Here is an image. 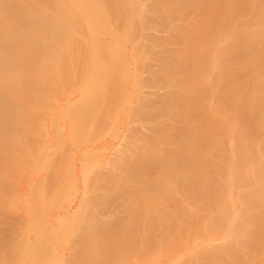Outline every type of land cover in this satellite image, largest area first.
Wrapping results in <instances>:
<instances>
[{
  "label": "rangeland",
  "instance_id": "1",
  "mask_svg": "<svg viewBox=\"0 0 264 264\" xmlns=\"http://www.w3.org/2000/svg\"><path fill=\"white\" fill-rule=\"evenodd\" d=\"M146 2L147 4H145V6H149V4L150 6H152V4L156 5L155 12L152 13L153 15L147 17L150 23V25L147 26L150 27L145 29L148 33L147 35L153 38V40L151 39L152 41H149L148 36H146L147 41L145 44L142 37H137L135 35L137 39H134L133 42H141L143 45L142 48H144L143 55L141 56L138 55L140 52L138 54H136V52V55L133 54V51H135L134 49L131 51L133 46L126 43V46H131V49H129L130 47L128 46L127 51H131L130 53L133 54V57H138V62H136L137 59L135 60V58H133V60L131 59L132 61L129 60L131 66L130 64L127 66L131 68H128L130 72L135 68H133L134 65L137 66L138 70L135 69L138 72L140 71V77L145 81H142V84L146 87L139 86L141 82L138 83L139 85L136 83L137 90H141L142 88L148 90V95L144 93L146 97L142 92L144 95L142 98L150 96L152 99H158L154 100L157 104L158 101L159 103L160 101L162 102L167 95L169 98H166V101L164 100L165 103L163 101V104L156 106V109H153V107L151 109L148 108L149 110L145 108V115L142 117L139 116V120L136 119L135 122L134 119L137 118V116L132 117L134 118L133 120H131V116H133L132 114L136 111L129 117L130 106L128 103H125H130V101H127L130 96H128L126 100V96L122 94L125 98L121 97L126 101L124 99L121 100L129 106V114L127 113L128 111L125 110L126 107L121 110V112L123 111V113L120 112L121 117L119 113V118H117L118 115L113 110H101V112L104 111L101 114L99 109L95 116L101 114L100 117L99 115L97 116L99 118L94 117L96 128L95 126H89V128L93 127V131H90L92 129L90 128L86 134H84V132L81 134L78 132L80 127L77 128V132H75L76 130H71L72 128L69 129L70 127L64 126L63 129L60 127L58 129L54 124L47 125L46 122L44 123L46 117L49 116L48 110L51 104L49 100H44L47 101V105H45V102V108L44 106L42 109L38 108L40 111H38V109L35 111H30L29 109L25 110V103L23 106L25 123H21L17 125V127L5 126L0 128V132L6 134L5 137L0 139V264H51L49 263L50 261H53L52 264H264V196L263 199L259 198L261 190L264 189V69H257V61L254 63L255 59L259 61V57H261L264 52V0H142L139 6L143 8V3ZM192 7H196L201 13H205V11L209 10L215 11L212 18H210V15L207 17L206 24L215 22L219 15L224 16L227 22H231L230 26L225 25L227 27V31L223 30L225 33L221 32V36L219 35V37H217V34L216 37L214 36L215 38L213 37V39L216 40V42L213 41L214 44L211 43L213 39L211 42H208L212 44V46L209 44L210 50L208 49V45L204 44L200 39L203 32H198L196 34V36H198L195 37L194 41L185 42L187 30L189 29L186 23V17ZM143 13H145L144 9ZM147 13L149 14V11ZM135 15L131 17L133 21H136L134 19H138V15L140 14ZM235 15H239V17ZM142 17L143 15L141 14L139 19ZM118 18L120 19V17ZM233 20H236V24H234L235 22H233ZM226 27L224 29H226ZM143 30L138 34L141 35ZM135 34H137V32ZM239 39L247 43L245 49H242L243 47L241 48L237 43ZM218 43L220 45H218ZM141 46L140 43L137 45L138 50ZM231 48H234V50L232 51ZM209 51L210 53H208ZM229 52H231L232 55H229L231 54ZM193 53H197L195 58ZM126 54L127 58L131 56L129 53ZM199 54L201 55L200 59H202L199 62H204L202 74L205 76L203 75L204 77H202V79L199 77L202 76V74L193 77L191 72L188 74L186 71L185 73L184 70L182 71L185 67L191 66L189 63L192 62V58H194V60L198 58L199 60ZM237 59L238 61L235 62ZM251 59H254L252 60L253 62H251ZM134 60L138 65L133 62ZM198 60H196V62ZM247 60L249 61L247 62ZM163 61L168 63L167 69L164 71L166 74L164 75L160 74V67L158 66L164 63ZM243 62L245 64H243ZM184 63L186 64L184 65ZM194 64L195 62H193L192 65L194 66ZM152 69V72H155L154 75L150 72ZM137 71L135 72L139 76L140 74H138ZM141 71L144 72L142 73ZM131 73L134 76L133 71ZM256 73L259 74L260 77H257ZM229 75H232V77ZM225 76L227 78H224ZM234 76H236V78H234ZM129 77L131 78L132 75ZM245 77H247V79ZM132 78H128L129 80L126 81L132 84L133 80H135V78ZM244 78V85L243 83L240 87L239 85L234 86L236 84L233 86L230 85L231 80L235 83V79H239L236 83L240 84V79L243 80ZM138 79L139 77L136 80L138 81ZM119 80L121 83L122 79ZM126 81H124L125 83L123 86H126ZM131 84H127L128 89H132L133 95H138L139 91L137 92L136 90V93L135 87L132 88L130 86ZM121 85L120 87H122ZM133 85H135V83ZM138 86L142 88H138ZM123 88L126 89L125 87ZM128 89H126V91ZM117 90H119L118 87ZM120 91L119 94L122 92ZM58 92L59 91H57V93ZM151 92H154V94ZM126 94H128V91ZM58 95L57 97L61 96V94L60 96ZM141 96L138 95L139 98ZM29 97L30 96L27 98ZM112 97L113 96H111V98ZM117 97L119 98V96ZM134 97L129 100L133 102ZM139 98H137V100L135 97L136 101H139ZM28 100L30 101L32 99H27L25 101ZM154 102L150 103L154 104ZM124 103L122 104L125 106ZM116 104L109 103L108 105L116 108ZM134 104L133 107L137 108L140 103L138 105L136 103L137 106ZM148 104L149 103H147V105ZM108 105H106V107ZM144 106H146V103ZM174 106L177 108L175 107L173 111H171L170 108ZM147 107H149V105ZM141 108L144 109L142 106ZM124 110L125 113L128 114H126L127 116L122 115L124 114ZM258 110L261 112H258ZM139 111L140 110H137V112ZM140 112L143 114V110ZM171 112L177 113L172 114ZM126 117H129L128 120ZM151 117L158 125L157 127L161 128L163 131L164 138L160 136L163 138L161 141L162 143H160L161 139H158L159 144L155 148L156 151L149 155L150 158H146L145 161H149L152 157L156 156H158L157 158L163 157L162 155L166 151L167 143L173 138V133L176 131L177 133L175 134L178 136L181 132L183 133L186 131L184 128L191 127V122L196 123L190 128L192 129L191 133L185 136L187 137L184 139L186 143H184L185 145L183 144L184 146L182 145L183 147L181 148L183 149L185 147L181 150L183 156L179 159H174L173 168L168 170L164 162L161 166L167 169L159 167L160 169L155 171V168V170H153L151 169L152 166H149V171H146L148 166L146 169L144 168L145 166L142 167L143 164L140 165L142 160L138 161L139 159H136V156L133 154L135 159L130 155L131 160L128 157L129 159L127 158V161L124 159L123 163L121 162L122 160H119L121 164L119 162L117 163L124 165L123 167L121 166V168L119 167L122 171L118 170L119 172L117 171L116 173L121 174V172H123L121 176L117 175V177L119 176L118 181L112 183V178L109 175L111 178L109 181L99 180L102 181L101 183L99 182L100 184H96V182H94L95 184H92V182L90 184L88 174H91L92 177V173H96L99 178L100 176H104V172H108L103 169L108 167L107 170H109V168L112 167V162L115 161L111 157L114 154L110 156L107 152H112L115 148L120 151L119 149L122 147L118 148L117 146L120 145L119 142L122 141L121 134L124 132L127 134L126 129H128L129 126L134 127L136 130L138 126L141 127L140 124H144V126H142L143 128L141 127L144 133H147V135L151 133L150 131L155 128V123H153V126L151 125L152 123L149 125L147 124L149 119L151 120ZM41 119H43L42 123L40 122ZM95 119H98L97 121L99 123H96L97 121ZM129 119L133 122L131 123ZM37 120L38 122H36ZM115 121L116 124L119 123V126L116 125L117 128L114 123ZM188 121L190 122V127H185ZM27 122L31 123L26 124ZM134 123H136V125H134ZM44 124L46 128H44ZM112 124H114L113 126L115 128H110ZM124 125L125 127H123ZM120 127H123L122 131ZM118 129L121 132L118 131ZM130 130L128 132H130ZM152 131L154 132V130ZM112 132L114 134L110 135ZM138 132L139 131H137V133ZM142 132L140 133L141 136H143ZM48 133L52 134V137L48 136ZM96 133L101 134V139H106L104 141L95 140L98 144L101 142L99 145H97L95 141L90 144L88 141L92 140L94 135L99 136ZM45 134L46 136H44ZM135 134L136 133L131 135L134 136ZM127 136L129 135L127 134ZM127 136H125L124 139L129 140V148H131L133 145H131L130 139L133 141V138ZM48 137H50V139ZM47 138L50 141H48ZM118 138L121 141H119ZM137 138H135L136 141H139L140 137ZM145 138H148V136H145ZM85 139H90L88 141L86 140V145L84 144ZM97 139H99V137ZM126 140L121 142V145L126 144ZM136 141H133L132 144L136 143ZM108 142L110 144H108ZM103 144L105 145V149L102 147ZM141 144L143 145L139 146L143 148L139 151H146L144 150L146 149L144 140L143 143L141 141ZM82 145L83 147L86 146L85 148H90V146L96 148V146L100 147L101 145L102 149L100 148L98 153L100 154L102 150H105V155L103 151L101 154L105 157L109 155L111 160L107 158L108 156L106 157L107 159L105 157L102 159V155L98 154L101 157L96 156L95 158L92 154L93 159L89 161L88 159L91 157L87 159L84 155L85 153L83 154L81 149ZM202 146L205 147L203 148ZM201 147L203 149H201ZM126 148L125 150L128 155H126L124 150L123 152L125 154L121 153L122 150L120 153L127 157L133 152L131 149L132 153H128L130 149ZM170 148L171 147H167V149ZM136 149L137 148H134V150ZM221 150L223 152L225 150L226 155L225 153L218 154L219 151L222 152ZM227 151L229 152L227 153ZM80 152L82 153L80 154ZM139 154L140 153H138L137 156H139ZM46 155L48 156L46 157ZM82 155H84L86 159L85 157L83 158L89 162L82 160ZM220 155H222V157H219ZM141 156L143 155L141 154ZM237 157L241 158V160L237 159ZM132 159L136 163L135 165L138 166V170L133 169L134 167L132 168L131 165L134 163ZM38 160H45L44 170H40L42 163H37ZM125 163L126 166H128L127 168ZM137 166L135 168H137ZM139 166L141 167L140 170ZM130 167L132 169H129ZM96 169L100 171L98 172ZM129 170L130 172H128ZM40 171H43L42 174ZM87 171H89V173ZM90 171L92 172L90 173ZM247 171H250L251 174L254 172V177H251L247 184L249 186L254 185L256 190L253 192L252 196L254 199L250 201L248 205L234 206L237 211L244 207H249L251 210L244 216L242 219L243 221L236 219L235 221L233 220L235 223L232 222L231 224L230 229H236V232L238 231L240 233L238 236L234 234V237L236 236L234 238V240L236 239V243L232 242V245H235L232 246L233 249L235 248L233 253L235 255L233 256L234 258H231L228 253L225 255L224 251H221V255L218 254L221 257L219 256L218 258L217 256V258L214 259L210 258V256H205L204 253L202 255V252L205 250L208 251V248L211 249L214 245L215 247L219 246L221 249H224L231 241V239L226 236L229 223L222 220L217 211L215 212V209L224 207V205H198L199 203L195 201L204 202L192 196H189L188 199H183V196L180 197L183 193L178 192V202L180 203L177 205V219L175 223L173 221L174 224L170 223L171 225L168 226L170 227V231L167 230L168 234L164 233L163 235L157 233L159 232L157 224L154 226V222L158 217L159 205H155L156 202L148 203L143 200L139 194L133 196V193H131L132 189L142 188L145 182H154L153 180H157L155 178L158 177L162 183L164 182V188L170 190L172 185H177L184 175L187 176V178L189 175V177L196 176V178L205 177L206 180L203 183L205 185L204 191L207 193L213 188V186H208L209 183L216 184L214 187L216 188L215 191L209 195V198L214 201L215 197L219 196L222 199V196L225 195V181H227L229 175L230 177L239 174L247 175ZM38 172L40 173L39 175L37 174ZM194 173L197 174L194 175ZM162 174H165V177ZM149 178H151V180ZM35 184L44 185V187H42L44 193L41 194L44 199L43 201H49L51 205H21L23 203L22 198L24 194L28 193ZM89 185L93 187L91 186L90 188ZM196 187L200 188V185ZM87 188L88 190L92 189L91 191L94 193L91 200L88 201L89 203L86 202L87 205H74L75 202L78 203L82 199L81 197L85 196L84 194ZM53 193L57 196L56 201H50V196ZM104 195L105 197H103ZM160 199V201H163L162 198ZM155 200L158 201L157 199ZM14 202L17 205H13ZM37 206H46L50 209L48 208L49 212L47 213H40V219L34 221L32 215L35 212H31V210H36ZM58 212H63L62 216L65 218H62L63 221L62 219L54 220L50 224L48 222L50 217L48 216L49 218H46V215L49 213L53 215L57 213V216L59 214ZM66 214L68 215L66 216ZM56 216L54 217L56 218ZM142 216H148L147 222H138L139 218ZM26 221H28L29 224ZM168 227L166 225V229H169ZM221 227L222 229H220ZM53 229L56 230L53 231ZM57 231L59 233H57ZM246 233L251 236L254 235L253 239H250ZM166 237L168 238L167 241ZM41 242L42 247L40 248L39 244ZM22 245L25 246L28 252L27 256H25L24 251L21 250ZM154 250L156 252H154ZM150 251H153V253ZM255 255L256 257H254Z\"/></svg>",
  "mask_w": 264,
  "mask_h": 264
},
{
  "label": "bare ground",
  "instance_id": "2",
  "mask_svg": "<svg viewBox=\"0 0 264 264\" xmlns=\"http://www.w3.org/2000/svg\"><path fill=\"white\" fill-rule=\"evenodd\" d=\"M141 1L142 0H0V128L5 127V126H13V127L16 126L17 127V125H19L21 123H25L24 122L25 118L23 116L24 104L26 103L25 104V106H26L25 110L29 109L30 111H35L38 108L42 109L43 106L45 108V105H47V101H44V100H49L51 103L49 106L50 108L48 110L49 116L46 117V120H44V123L46 122L47 125L54 124L58 129H59V127L61 129H63L64 126H66L68 128L70 127L69 129L72 128L71 130H74V131L76 130L75 132H77V128L80 127L78 129V132H80V134L82 132H84V134H86V132L88 133V130H90V128H92L90 131H93V127L95 126V128H96L94 117L99 118L100 115L106 110L110 109V110L115 111V113L118 115V117H117V115H116V117L119 118V113L125 107H126L125 110L128 111L127 113L129 114V106H130L129 117L131 116L132 113H134L136 111L134 114H132L133 116H131V120L134 119L132 117L137 116V118L134 119V121H135L136 119L139 120V116L142 117L143 115H145V113H146L145 108L151 109L153 107V109H154L156 106L163 104L162 102L164 100L166 101L167 100L166 98H169V97H167L168 95L163 100L161 99L162 98L161 97L160 99L162 100V102L160 101V103H159V101H158V104L155 103L156 101L154 102V100H158V99H155L154 97H153L154 99H152V97H150V96H147V98H142V97H144V95L146 93L148 95V90L142 88V87H146V86H143V84H142L145 81H143L144 80L143 78L141 79V77H140L141 74H140V71L139 72L137 71L138 70L137 66L132 65L133 68L135 67L137 69L136 70L134 68L135 70L134 69L132 70L134 73V76L131 73L132 71L130 72L128 69L130 67L127 66L128 64H130L129 60H131V59L133 60V58H135V60H136L138 58V57L137 58L133 57V54H135L136 52H137L136 54H138L140 52V54H138V55L139 56L143 55V52H144L143 49L144 48H142L143 47L142 43L138 42V41L133 42V40L137 39L136 38V36H137V37H142V39L144 40V41L143 40L142 41L144 43L147 41L146 36H148L147 35L148 33L146 32L145 29H148V27H150V26H147V25H150V23L148 21L149 18H147V17H150V15L152 16L153 15L152 13L155 12V8H156V5H153V4H152V6H150V4H149L150 7L148 5L145 6V4H147V2L143 3L145 8L144 7L142 8L141 6H139ZM143 9H144L145 13H143ZM148 11H149V14L147 13ZM150 12H151V14H150ZM214 13H215L214 10L213 11L209 10V11H205V13H201L198 11V9L196 7H192L188 12V16L186 17V23L188 24L189 29L187 30V34H186L187 38L185 39V42L186 41L187 42L194 41L195 37L198 36V35L196 36V34L198 32H201V33L203 32L200 39L204 44L208 45V49L210 50L211 48H209V44H211V43L214 44L213 41L216 42V40H214L213 37L214 36L216 37L217 34H218L217 37H219V35L221 36L222 35L221 32H223V30L227 31L226 26H230V23H231L230 21L227 22V20L224 19L225 18L224 16L219 15L218 19L215 22L206 24L207 17H209V15H210V18H212L214 16ZM135 14H140V15H138L139 16L138 19H136L137 16ZM141 14L143 15V17L141 19H139L141 17ZM144 14L145 15L148 14L149 16L148 15L145 16ZM134 15L136 16V18L134 17L135 18L134 20H136V21H133V18L131 19V17ZM235 16L239 17V15H235ZM118 17H120V19ZM132 21L135 23H133ZM235 21L236 20H233V22H235ZM234 24H236V22ZM201 25H203V26H201ZM225 27H226V29H224ZM137 28H138V30H137ZM135 30H136L137 34L143 30V32H142L143 35L138 34L139 35L138 36L137 34H135L136 33ZM223 33H225V32H223ZM228 36H230V35H228ZM126 39L129 43L126 41ZM151 39L153 40V38L148 36V40L152 41ZM211 40H212V42H211ZM208 42H211V43H208ZM126 43L131 44V46H133V48L131 50V51H133V49L135 50V51H133V54L130 53L131 51L130 52L127 51L128 46L130 47L129 49H131V46L130 45L126 46ZM136 43H137V45L139 43H140V46L142 45L139 50H138ZM237 43L239 44V46L241 48L243 47L242 49H245L247 47V46H245L247 43L243 42L242 39L241 40L239 39ZM135 45L137 48L135 47ZM218 45H220V44L218 43ZM211 46H212V44H211ZM141 50H142V52H141ZM231 50L233 51L234 48L233 49L231 48ZM126 53H129L132 56V58L129 55H128L129 57L127 58ZM208 53H210V51ZM229 53H231V52H229ZM193 54H194V58H195L197 56V53H193ZM207 55H209V54H207ZM229 55H232V53ZM200 56L201 55L199 54V60H198V58L195 60H194V58H192L191 59L192 62L190 61L191 63H189L191 65L190 66L191 68L185 67L184 69H182V71L184 70V73L186 71L188 74H189V72H191V75L193 77L202 74L203 73L202 70L204 69V64H203L204 62H199L200 60H202V59H200ZM135 60L133 62H135ZM196 60H198V61L196 62ZM252 60H254V59H251V62H253ZM237 61H238V59L235 62H237ZM248 61L249 60H247V62ZM259 61H258V59L257 60L255 59L254 63L255 62H256V64L258 63L257 69L263 70L264 69V52H263L262 56L259 57ZM127 62H129V63H127ZM136 62H138V59ZM136 62H135V64L138 65V63H136ZM193 62H195L194 66L192 65ZM185 64L186 63H184V65ZM243 64H245V63L243 62ZM167 65H168L167 62L161 63V65H158L160 68L159 67H157V68H159L160 71L159 70L158 71L160 72V74H163V75L166 74L164 71H165V69H167ZM130 66H131V64H130ZM258 66H260V67H258ZM138 68H139V66H138ZM186 68H188V69H186ZM154 70H156V69H154ZM221 70H223V69H221ZM135 71H137L138 74H140V75L138 76ZM152 71H153V69L150 72L153 73V75H154L155 72H152ZM255 72H257V71H255ZM130 74L133 77V78L131 77L132 79H134L135 77L138 76L139 77L138 81L136 80L138 77L135 78V80H133L132 84L129 81H126V80L131 79L129 77V76H131ZM203 75L204 74H202V76H199V77L202 79V77L205 76V75L204 76ZM230 77H232V75ZM257 77H260L259 74H257ZM148 78H150V77H148ZM224 78H227V77L225 76ZM234 78H236V76H234ZM245 78L247 79V77H245ZM245 78L243 80L240 79V82H239L240 84L236 83L239 81V79L238 80L235 79V83H233L234 81L232 82V80H231L230 85L233 86L234 84H236L234 86L239 85V87H240V85L243 82H245ZM119 79H122V80L124 79V80L123 81L121 80V83H120ZM140 79H141V81H140ZM221 79H222V77H221ZM217 80H218V78H217ZM124 81H126V83L128 85L131 84L130 86L132 88L135 87V92L137 90L136 86L139 85L138 84L139 82H141V84L139 86H142V87L138 86V88H142V89L137 90V92L139 91L138 92L139 96L143 95L144 93L145 94L143 96H141L140 98L138 97L137 94L133 95L132 89H130V88L128 89L127 84H126V86H123L125 83ZM150 82H152V81H150ZM222 82H223V80H222ZM118 83H120V84H118ZM134 83H135V85H133ZM136 83H137V85H136ZM244 84L245 83H243V85ZM115 85H116V87H115ZM120 85L122 87H120ZM117 87L119 90H117ZM123 87L128 89L127 90L128 94H126L127 91ZM121 89H123L126 92H124ZM210 90H211V88H210ZM57 91H59V92L57 93ZM119 91L121 92V94H119ZM115 92L118 94H116ZM142 92H143V94H142ZM130 93H131V95H130ZM151 93L154 94V92H151ZM60 94H61V96H60ZM122 94H124V96H126V100H127L128 96H130L129 99H132L136 95L135 97H136V99L139 98V101H136L135 97H134L133 102L128 99L127 101H130V103L125 102L126 104L127 103L129 104V106H127L121 100V99L125 98ZM57 95L60 97H57ZM28 96H30V97L27 98ZM111 96H113V97L111 98ZM117 96H119L120 99ZM121 96L124 98H122ZM145 97H146V95H145ZM149 97H150V99H149ZM27 99H32V100H30V101L28 100L29 102L25 101ZM115 99L117 100V102ZM140 99H142V100L144 99L145 101L143 100L144 101L143 102ZM148 99H149V101H148ZM109 100H111V101H109ZM135 101H136L137 105L140 103L139 106L136 105ZM165 101H164V103H165ZM45 102H46V104H45ZM121 102L124 103L125 106ZM150 102H154V104L150 103ZM107 103L108 104L109 103L110 104L111 103L112 104L117 103L115 105L116 108L110 107ZM145 103H146V106H144ZM147 103H149L148 104L149 107H147L148 106ZM103 104L105 105V107H106V105H108V106L105 108ZM120 104H122L124 107ZM133 104L135 106H137V108L133 107ZM119 105H120V107H119ZM140 105L144 109H142ZM121 106H122V108H121ZM132 107L134 110L132 109ZM175 107L176 106H174L173 108H170V110L173 111V109ZM39 109H38V111H40ZM99 109H100V111H99ZM141 109L143 110V114L140 112V111H142ZM101 110H104V111L101 112ZM125 110H124V114H122V115L127 116L128 114L125 113ZM137 110H140V111L137 112ZM98 111L101 113L100 115L97 114V116L99 115V117L95 116V114L98 113ZM258 112H261V111L258 110ZM121 113H123V111ZM121 113H120V117H121ZM137 113H138V115H137ZM171 113L174 114L177 112H171ZM45 116H44V118H45ZM129 117H126L127 120ZM35 119H36V117H35ZM43 119H41V121H40L41 123L43 122L42 121ZM92 120L94 123L92 122ZM95 120L97 121L98 119H95ZM33 121H32V123H33ZM129 121H130V119H129ZM149 121H150V123H149ZM149 121L147 122L148 125L152 123L151 125L153 126V123H155V126H154L155 128L152 129V130H154L155 133L152 130L150 131L151 133H148V135H147V133H144L143 129H141V127L144 126V124H140L141 127L138 126L139 128L136 126L137 127V128L135 127L136 130L132 126H129V128L127 127L129 130L132 128L131 129L132 131L130 130V132H128L129 130L126 129V132L129 136H131L133 138V141H136L135 138L140 137L139 141L137 140L138 143L136 141V143H133V144H132V142H133L132 139L129 138L131 140L130 141L131 145H133L131 148H129L130 147L129 140L124 139L125 136H127V134L125 132H124L125 135H124V133L121 134L122 137L120 135V137L122 138L121 139L122 141L119 140L120 137L117 136V137H119L118 140L121 142H124V140H126L125 141L126 144L121 145V142H119V144L121 146L120 145L117 146L118 148L122 147L124 149L120 148L119 149L120 151L116 150V148H115V146L117 145L116 144L114 146L115 149L113 148L114 150H112V152L111 151L107 152V153H109L110 156H112L114 154L111 158H113L115 162H112V167H110L109 170H107L108 167L103 169V170H106V172L108 171L107 173H105V172L103 173L104 176H100L98 178L96 173L95 174L92 173V177H91V174H88L90 184H91V182H92V184H95L94 182H96V184H100L102 181H99V180L109 181L111 178H112V183H115L116 181H118L119 176L117 177V175L121 176L123 173V172H121V174H119V173L116 174L118 170L122 171V169H120V168H121V166L123 167L124 165H120L121 162L123 163L124 159L126 160L128 157L130 158V155L133 156V154H134V156H136V159H139L138 161L142 160V162H140V165L143 164L142 167L145 166L144 168L146 169V167L148 166L146 171L149 169V166L150 167L152 166L153 168L151 167V169H153V170L156 169L155 171H157L158 169L163 167L161 165H163L164 162H165L164 163L165 167H167L168 170H171L170 168H173L172 166H174V159H179L183 156V152L181 150H183L185 147L183 149H181V148L185 145L184 143H186V141L184 139H186L187 137H185V136H187L189 133H191L192 129H190V128L193 127L192 125H195L196 123L191 122V127H190V122H189L190 120H189L188 122H186L185 127L189 126L190 128H186V129L184 128V130H186V131H184L183 133L181 132L180 134L178 132V134H179L178 136H177V134H175V133H177L176 131H175V133H173V138L171 139V141L168 140L170 142H168L166 145L168 148L169 147H171V148L167 149V147H166V151L164 150L165 153L162 155L163 157L157 158L158 156H156V157H152V159H150L149 161H145L146 158H150L149 155L153 154V152L156 151L155 148L159 144L158 139H161L160 143H162L161 141L164 138L163 131L161 130V128L157 127L158 125L156 124L155 121H153L152 117H151V120L149 119ZM185 121H186V119H185ZM36 122H38V120ZM36 122H34V123H36ZM28 123H31V122H27L26 124H28ZM96 123H99V122L97 121ZM114 123H115V126L116 125L119 126V123L116 124V121ZM113 125L114 124H112V126L110 128L114 127ZM134 125H136V123H134ZM89 126H93V127L89 128ZM47 127H49V126H47ZM123 127H125V125ZM123 127H120V128H122L121 131L123 130ZM44 128H46L45 124H44ZM65 128H64V130H65ZM81 128H87V129H81ZM95 128H94V130L96 132ZM116 128H117V126H116ZM118 131H120V130L118 129ZM137 131H139V132L137 133ZM141 132H142L143 136L140 135ZM2 133H4V132H2ZM2 133L0 132V139L6 136L5 133H4L5 135ZM134 133H136L135 134L136 137H135V135L134 136L131 135ZM113 134L114 133L112 132L110 135H113ZM51 135L52 134H49L48 136L52 137ZM97 135H99V136L94 135L92 140L88 139V140H90V141H88L87 139H85V141L87 140L91 144V143H94L95 140L104 141L106 139V138L104 140L101 139L102 138V136L100 138L101 134H97ZM152 135H153V137H152ZM175 135L177 136V138ZM44 136H46V134ZM95 136L97 138L99 137L100 140L97 139ZM129 136H127V137H129ZM145 136L146 137L148 136V138H145ZM160 136H162L163 138H161ZM50 137H48V138L50 139ZM81 137H83V136H81ZM142 137H143V139H142ZM49 139H48V141H50ZM143 140H144V144L146 145V149H144V150H146V151L142 150L143 152H141L139 150L141 148H143V147H140L143 145V144H141V141L143 143ZM85 141H84V144L86 145L87 141L86 142ZM96 142L97 141H95V143ZM116 142L118 143L117 139H116ZM100 143L101 142H99V144ZM96 144L99 145L98 143H96ZM104 144L102 146L103 149H105L104 146L106 145V144L105 145ZM108 144H110V143L108 142ZM111 144H112V142H111ZM83 145L81 146L82 152H83V154L85 153L84 155L87 157V159H88V157L89 158L91 157L90 159H88L89 161L91 159H93L92 158L93 156H95V158H96V156L101 157L99 155H102V159H103V157H105L104 156L105 150H102L104 152L103 153L104 155L101 154L102 151L100 154L98 153L100 148L102 149L101 145H100V147L96 146V148L95 147L93 148V146H90V148H88V147L85 148L86 146L83 147ZM113 145H114V143H113ZM123 145L130 149L129 152L127 151L128 153L131 152V149H132L133 153L131 152L132 154H129V156H127V157L124 156V154L126 153V150H125L126 147H124ZM200 146H201V144H200ZM202 147L204 148L205 146H202ZM202 147H201V149H203ZM134 148H137V149L134 150ZM94 150H96V151H94ZM110 150H111V148H110ZM121 150H122V152H121ZM123 150L125 153L123 152ZM82 152H80V154ZM120 152L124 153V154L121 155ZM135 152H136V154H135ZM228 152L229 151H227V153ZM107 153H106V155H107ZM138 153H140L139 156H137ZM219 153L220 154L225 153V155H226L225 150H224V152L219 151L218 154ZM92 154H93V156H92ZM94 154H96V155H94ZM141 154L143 156H141ZM84 155H82V160L87 162L88 160H85L86 157ZM109 155H107L108 157L107 156L106 157L109 160H111ZM126 155H128V154L126 153ZM35 156H36V154H35ZM47 156L48 155H46V157ZM134 156H133V158L135 159ZM83 157H85V159ZM142 157L144 160L142 159ZM219 157H222V155H220ZM237 159L241 160V158H238V157H237ZM119 160H122V161L119 162ZM130 160H131V158H130ZM102 161H104V160H102ZM40 162L42 163L40 170H42V169L44 170L45 160H38L37 161V163H40ZM118 162L120 164H117ZM133 162H134V160H133ZM126 163H125V166H126ZM131 163H132V161H131ZM132 164H133V165H131L132 168L134 167L133 169L138 170V166L135 165L136 163L134 162ZM136 166H137V168H135ZM127 167L128 166H126V168ZM165 167H163V168L167 169ZM132 168L130 167L129 169H132ZM98 169H96V170L98 171ZM140 169H141V167L139 166V170ZM236 171H237V169H236ZM250 171H247V175L239 174V175H233L232 177H230V175H229V178L227 179V181H225V184H226L225 195H223V196L221 195L222 199L219 196L215 197L214 201L209 198V195L215 191L216 188H214V187L216 186V184H210L209 183L208 186H211V187L213 186V188H211L210 191L207 193L204 191L205 185L203 183L206 180V178L205 177L196 178V176L195 177L194 176L189 177V175H188V178H187V176L184 175V177H182L181 181L178 182L177 185H175V184L172 185L170 190H166L164 188V186H163L164 182L162 183V181L160 180V178L158 176H157L158 178H155L157 180H153L154 182L150 181L151 178H149L150 182H145L146 184L144 183L142 188L132 189L131 193H133V196L139 194V196H141L142 199L148 203L156 202L155 205H159L158 217L154 222V226H156L155 224H157L158 229H159V232H157V233L163 234V235H164V233L168 234L167 230L170 231V227H168V226L171 225L170 223H173V221L175 223V221L177 219V205H179V203H180V202H178V192L183 193L180 195V197L183 196V199H188L189 196H192V197L200 199L201 201L204 202V203H202L199 201H195V202L199 203L198 205H224V207L215 209V212L217 211L219 214V217L222 218V220L227 221V223H229V227H228L229 229L226 233L227 234L226 236L228 238H230L231 241H230L229 245H227V247L224 245L226 247L224 249H221L219 246L215 247V245H214V247H212L211 249L208 248V251L205 250L204 252H202V255L204 253L205 256L207 255V256H210V258L214 259V258H217V256L219 258V256L222 254L221 251H224L225 255L228 253L230 255V257L232 258L233 256H235L233 254L235 248L233 249L232 246L234 244L232 245V242L236 243V239L234 240V238L236 236H238V234H240V233L238 231H237L238 232L237 233L236 229H233V230L230 229L231 224H232L233 220L234 221L236 219L242 220L244 218V216L248 212L251 211L249 209V207H244L243 209L237 211V210H235L234 206L235 205H248L249 202L254 199V197L252 198V196H253V192L256 190L254 185L249 186L247 184V182L250 181L251 177H254L253 176L254 172H252V174H251ZM42 172H41V174H42ZM87 172L89 173V171H87ZM91 172L92 171H90V173ZM128 172H130V170ZM182 172H184V171H182ZM236 173H238V172H236ZM37 174L39 175L40 173L38 172ZM115 174H116V176H115ZM195 174H197V173H194V175ZM98 175H100V174H98ZM109 175L111 176V178L109 177ZM162 175H164V177H165V174H162ZM115 178H117V179H115ZM161 183H162V185H161ZM197 185H200L201 189L196 187ZM91 186H90V188H91ZM42 187H44L43 184H35L28 193L24 194V196L22 198L23 203L21 205H51L49 203V201H43L44 199H43V196L41 194L44 193V190ZM87 187H88V185H87ZM91 190H88V188H87V191L84 194L85 196L81 197L82 199L80 201L78 200L79 201L78 203L75 202L74 205H87V203H89L88 201H90L92 196L94 195V193ZM36 193H38V194H36ZM263 196H264V189L261 190V193L259 194V198L263 199ZM103 197H105V195ZM155 197H157V198H155ZM159 197L162 198L163 201H160L161 199ZM155 199H157L158 201H156ZM56 200H57V196L53 193L50 196V201H56ZM159 201H160V203H159ZM14 204H16V203L14 202L13 205ZM8 205H10V204H8ZM229 205H231V206H229ZM48 208L49 207H46V206H37L36 210H31V212H35L32 215V219L34 221L39 220L40 219V213L49 212ZM240 208H242V207H240ZM62 213H59L60 215L58 214L57 216H56L57 213H54V215L52 213H49L46 215V218L50 217L49 218L50 220L48 222L51 224V222H53L54 220H61L62 218H65L62 216ZM67 215L68 214H66V216ZM54 216H56V218ZM147 220H148V216H142L139 218L138 222H143V221L147 222ZM62 221H63V219H62ZM216 221H218V220H216ZM26 222L29 224L28 221H26ZM233 223H235V222H233ZM161 224H163V225H161ZM166 225L169 229H166ZM159 226H160V228H159ZM220 229H222V227ZM55 230L53 229V231H55ZM57 233H59V232L57 231ZM234 234H236L235 237H234ZM246 235L250 239H253V237H254V235L251 236L248 233H246ZM158 236H160V235H158ZM167 239L168 238L166 237V241H167ZM237 242H239V241H237ZM209 244H210V242H209ZM39 246H40V248L42 247V242L39 244ZM221 247H222V245H221ZM108 248H109V246H108ZM247 248H249V247H247ZM153 249H155V248H153ZM21 250L24 251L25 256L28 255V252L26 251V248L24 245L21 246ZM154 252H156V251L154 250ZM205 252H206V254H205ZM243 252H244V250H243ZM151 253H153V251ZM218 254H220V255H218ZM200 256H201V254H200ZM223 256H224V254H223ZM196 257H197V254H196ZM254 257H256V255ZM37 259H38V257H37ZM49 263L52 264L53 261H50Z\"/></svg>",
  "mask_w": 264,
  "mask_h": 264
}]
</instances>
